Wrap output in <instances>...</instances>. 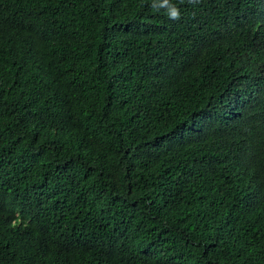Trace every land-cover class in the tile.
Instances as JSON below:
<instances>
[{
    "label": "trees",
    "instance_id": "obj_1",
    "mask_svg": "<svg viewBox=\"0 0 264 264\" xmlns=\"http://www.w3.org/2000/svg\"><path fill=\"white\" fill-rule=\"evenodd\" d=\"M262 3L0 0V264H264Z\"/></svg>",
    "mask_w": 264,
    "mask_h": 264
},
{
    "label": "clouds",
    "instance_id": "obj_2",
    "mask_svg": "<svg viewBox=\"0 0 264 264\" xmlns=\"http://www.w3.org/2000/svg\"><path fill=\"white\" fill-rule=\"evenodd\" d=\"M181 2H182V0H181ZM190 2H193V0H190ZM262 12H263V17H264V0L262 3ZM171 17L178 20L180 18L179 12L177 10H173L171 13ZM263 63H264V55H263Z\"/></svg>",
    "mask_w": 264,
    "mask_h": 264
}]
</instances>
